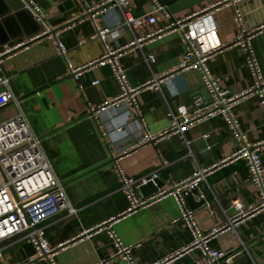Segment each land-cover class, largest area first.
Instances as JSON below:
<instances>
[{"label": "crops", "instance_id": "obj_1", "mask_svg": "<svg viewBox=\"0 0 264 264\" xmlns=\"http://www.w3.org/2000/svg\"><path fill=\"white\" fill-rule=\"evenodd\" d=\"M31 1L42 8L44 22L38 23L29 11L18 15L20 0H0V17L8 13L6 2L12 6L11 14L0 18V50L23 45L5 60L3 77L8 79L20 110L41 138L44 153L78 211L76 215L63 212L42 225L50 245L61 247L57 264H125L114 258L116 249L106 229L109 226L124 244L133 247L137 264L160 263L193 242L171 197L124 215L129 202L120 190L121 176L115 167L118 159L128 178L139 180L158 172L164 190L192 177L198 168H212L199 188L201 197H194V203L205 201L193 209L204 235L228 223L235 215L231 204L236 199L246 211L258 205L259 193L249 183L245 163L222 162L241 146L222 117L187 129L185 138L191 142L192 155L178 136L142 142L146 135L166 131L172 112L202 98L199 92L205 86L199 71L175 72L187 50L182 32L166 31L145 40L141 50L127 51L119 58L131 85L154 76L174 75L170 83L162 85L161 91L143 90L138 109L117 105L93 115L91 109L112 104L121 93L111 67H91L106 50L93 35L97 28L116 29L123 19L121 8L115 3L102 5L107 0ZM158 1L167 7L166 12H156L154 0H130L126 10L133 17L153 15L156 23L134 33L125 30L109 41V47L116 49L147 39L175 21L193 17L185 32L194 34L202 50H216L208 68L212 77L220 80L222 90L237 94L254 84L242 49L228 46L242 29L253 33L251 48L264 77V0H242L240 21L226 0ZM219 4L222 6L211 17L204 16L207 9ZM95 7L93 19L88 10ZM205 28L209 32L200 34ZM47 30L51 34L45 35ZM56 42L63 43L70 64L59 54ZM149 56L155 57L154 63L147 61ZM72 69H78V74ZM94 81L99 84L94 86ZM5 90L6 86L0 85V93ZM18 112L15 105L0 110V124ZM234 113L250 142L264 141V110L259 97L239 101ZM262 159L264 163V151ZM263 224L264 211L248 214L235 231L219 233L207 245L235 256L232 264H264ZM100 225L103 227L97 228ZM0 250V264L26 263L36 254L22 236L0 243ZM201 255L200 248H191L170 264H195ZM36 264L48 262L38 258Z\"/></svg>", "mask_w": 264, "mask_h": 264}, {"label": "built area", "instance_id": "obj_2", "mask_svg": "<svg viewBox=\"0 0 264 264\" xmlns=\"http://www.w3.org/2000/svg\"><path fill=\"white\" fill-rule=\"evenodd\" d=\"M20 1L23 4L24 10L32 13L38 23L44 22V12L40 6L31 0ZM129 1L107 0L102 4H117L122 10L123 19L116 29L97 28L93 38L102 41L106 50L99 60L91 63V67H111L115 79L121 86V93L112 104L98 109H91V113L97 115L102 110L117 105H127L138 109L140 105L139 95L143 90L154 89L161 91L162 85L170 83L174 75L154 76L145 83L135 86L131 85L126 71L119 63V58L127 51L141 50L145 40L154 39L166 31L182 32L187 50L180 66L175 72L199 71L202 75L203 84L209 91L212 101L210 104H205L204 100L200 97L194 99L190 107H183L177 112L171 113V125L166 131L160 133L158 136L146 135L142 138V142L155 143L163 138L178 136L182 139L185 148L189 149V155H192L190 150L191 142L185 138L187 129L216 117H222L241 143L240 148L222 162L234 164L242 161L245 163L249 173V183L259 193V203L257 206L250 207L246 211L244 204L239 199H236L231 204L235 215L229 218L228 223L217 226L209 234L204 235L197 221L196 212L188 206L187 196L193 189H199L203 186L208 174L213 170L212 168H198L192 177L177 183L173 188L169 190L160 189L157 194L143 197L140 193V188L149 182L155 183L154 181L159 179L158 172L139 180L128 178L123 174L118 159L115 161V167L121 176L120 190L129 202V208L124 215L147 208L160 199L171 197L180 208L181 217L179 220L187 225L193 236V242L184 251L191 248H200L202 250V255L197 259L195 264H232L235 256H227V253L223 250L210 248L207 243L219 233L235 231V228L248 214L264 211V163L262 159L264 141L259 143L250 142L247 136L242 133L240 124L234 113V109L239 101L254 96L259 97L264 110V77L251 48L253 33L242 29L237 39L231 45H228L230 47L239 46L242 49L246 56L247 68L254 78V84L250 89L241 93L230 94L221 89L220 80L213 78L208 68V61L216 50H202L197 44L194 34L185 32L186 27L189 25L188 23L193 20V17L175 21V23L160 29L157 33L149 35L147 39H137L128 45L111 49L108 45L109 41L116 40L125 30L134 33L135 30L141 29L146 25L156 23V17L153 15L140 18L133 17L126 10L129 6ZM154 2L156 12L167 11V7L158 0H154ZM241 2L242 0H226L224 2L234 7L238 21L242 19V15L238 10ZM221 6L222 4H219L213 7L214 9H207L204 12V16L211 17ZM96 10L97 7L88 10L93 19L95 18L94 12ZM208 32L206 28L200 30V34H207ZM44 34L49 35L51 31L47 30ZM56 45L59 54L70 64L67 50L63 43L56 42ZM21 46L23 45L0 50V85L6 86V90L0 93V110L10 105H15L19 108L16 116L0 124V243L17 236H22V239L26 243L34 247L36 254L29 258L26 263L17 264H36L38 258H46L48 264H57L55 259L61 247L50 245L42 225L63 212H67L69 215H76L78 211L68 200L64 183L57 177L49 159L44 153L41 138L33 132L27 117L20 110L19 99L9 87L8 79L3 77L5 60ZM147 61L154 63L155 57L149 56L147 57ZM78 72V69H72L73 74H78ZM92 84L97 86L99 81H94ZM205 138H208V136L206 135ZM102 227L103 225H100L97 228ZM106 229L116 249L114 258L125 264H137L133 256V247L124 244L111 226ZM262 235L264 236V224ZM184 251L169 255L157 264H170L177 257H180ZM2 259L3 253L0 250V261Z\"/></svg>", "mask_w": 264, "mask_h": 264}, {"label": "water", "instance_id": "obj_3", "mask_svg": "<svg viewBox=\"0 0 264 264\" xmlns=\"http://www.w3.org/2000/svg\"><path fill=\"white\" fill-rule=\"evenodd\" d=\"M6 10L8 13H6L5 15H1L2 17L0 18H5V16H8V14H11L10 12V8H12L10 2H6ZM19 14L21 12H27L26 10H24L23 8V4H20V8L17 9ZM15 15V16H18ZM199 95L203 98L205 104H210L212 101L211 95L209 93V91L207 90V88H203L200 92ZM153 182H149L147 185L143 186L140 188V193L142 194L143 197H150L154 194H157L159 192L160 189H162L163 185L162 182L160 181V179H157ZM201 197L200 195V191L199 189H193L191 192H189L188 196H187V201L190 204L192 209H197L202 207L203 205H205V201L204 200H200L198 203H194V197Z\"/></svg>", "mask_w": 264, "mask_h": 264}]
</instances>
